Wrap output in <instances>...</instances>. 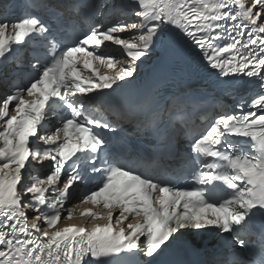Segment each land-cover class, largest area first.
<instances>
[{"label": "snow or ice", "instance_id": "obj_1", "mask_svg": "<svg viewBox=\"0 0 264 264\" xmlns=\"http://www.w3.org/2000/svg\"><path fill=\"white\" fill-rule=\"evenodd\" d=\"M72 7L103 15L98 3ZM119 8L134 19L97 22L72 38L59 8L46 18L0 19V264H264V0H121ZM30 41L35 62L22 85L8 75V64L15 59L22 67L14 45ZM109 44L122 49V58L103 53ZM153 52L162 69L184 54L195 57L225 95L236 93L243 78L259 89L238 95L234 109L217 110L199 134L181 128L187 167L159 174L148 170L158 156L177 155L164 116L186 125L184 99L150 108L138 122L156 141L143 153L126 141L113 152L112 137L98 129L112 136L120 129L92 106L93 97H110L134 81ZM142 108H122L119 116L134 118ZM50 116L59 118L54 131ZM45 166V175L26 176ZM93 174L99 178L79 202L106 212L85 208L80 215L105 223L58 226L73 218L65 209L70 190ZM182 180L191 185L181 187ZM256 218L259 228L251 232ZM190 230L228 234L243 257L162 259ZM198 248L195 239L185 244L191 255Z\"/></svg>", "mask_w": 264, "mask_h": 264}]
</instances>
